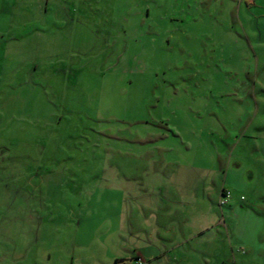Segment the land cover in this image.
<instances>
[{
    "label": "rangeland",
    "instance_id": "obj_1",
    "mask_svg": "<svg viewBox=\"0 0 264 264\" xmlns=\"http://www.w3.org/2000/svg\"><path fill=\"white\" fill-rule=\"evenodd\" d=\"M263 1L70 0L39 33L6 32L44 19L7 5L0 264H124L127 193L161 160L236 203H214L235 251L191 264H264Z\"/></svg>",
    "mask_w": 264,
    "mask_h": 264
},
{
    "label": "crops",
    "instance_id": "obj_2",
    "mask_svg": "<svg viewBox=\"0 0 264 264\" xmlns=\"http://www.w3.org/2000/svg\"><path fill=\"white\" fill-rule=\"evenodd\" d=\"M258 3L259 0H248L245 5V0H242L237 5V15L241 17L247 6L249 9L258 7ZM7 5L17 8L20 13L24 12L23 5H27L44 17L25 19L27 23L24 25L9 27L6 32L10 33L18 30L37 33L55 31L56 24L70 17V0H0V19L6 16ZM153 163L157 173L144 177L136 195L135 191L127 193L130 206L126 217L125 245L122 249L117 248V252L121 253L117 259L130 261L142 258L145 264H191V257H230L235 248L228 232L225 239L216 241L222 227L228 230L229 226L224 219H219L218 209L214 207L215 202L221 206L223 191L229 189L225 185L215 188L213 182L208 186H201V183L198 187L190 186L189 176L179 174V168L184 166L192 172L196 169L195 164L183 165L178 160L174 163L167 160ZM241 197L240 201L246 200H241ZM233 204L236 205L231 200L227 206L232 208ZM239 249L244 252L243 247ZM205 262L208 263V260Z\"/></svg>",
    "mask_w": 264,
    "mask_h": 264
},
{
    "label": "built area",
    "instance_id": "obj_3",
    "mask_svg": "<svg viewBox=\"0 0 264 264\" xmlns=\"http://www.w3.org/2000/svg\"><path fill=\"white\" fill-rule=\"evenodd\" d=\"M232 197H233L232 192L229 190H225L220 199V205L221 206L228 205L232 200ZM241 200H245V197H241ZM124 264H145V261L142 258H136L130 261H126L124 262Z\"/></svg>",
    "mask_w": 264,
    "mask_h": 264
},
{
    "label": "trees",
    "instance_id": "obj_4",
    "mask_svg": "<svg viewBox=\"0 0 264 264\" xmlns=\"http://www.w3.org/2000/svg\"><path fill=\"white\" fill-rule=\"evenodd\" d=\"M230 191V190H229ZM224 192V191H223Z\"/></svg>",
    "mask_w": 264,
    "mask_h": 264
}]
</instances>
